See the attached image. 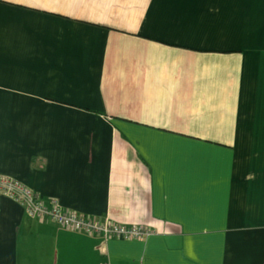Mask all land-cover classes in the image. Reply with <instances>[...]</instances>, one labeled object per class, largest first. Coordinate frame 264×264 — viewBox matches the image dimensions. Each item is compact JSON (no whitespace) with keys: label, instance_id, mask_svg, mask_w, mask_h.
I'll list each match as a JSON object with an SVG mask.
<instances>
[{"label":"crops","instance_id":"1","mask_svg":"<svg viewBox=\"0 0 264 264\" xmlns=\"http://www.w3.org/2000/svg\"><path fill=\"white\" fill-rule=\"evenodd\" d=\"M0 264H264V0H0Z\"/></svg>","mask_w":264,"mask_h":264},{"label":"built area","instance_id":"2","mask_svg":"<svg viewBox=\"0 0 264 264\" xmlns=\"http://www.w3.org/2000/svg\"><path fill=\"white\" fill-rule=\"evenodd\" d=\"M0 196L18 204L29 218L47 221L72 232L88 236L125 241H140L152 235L151 230L138 226L115 225L107 219L89 218L75 212L64 211L56 200L48 203L15 179L0 174Z\"/></svg>","mask_w":264,"mask_h":264}]
</instances>
